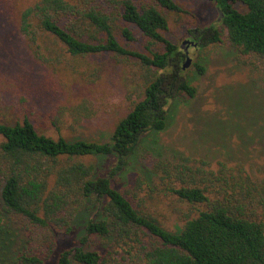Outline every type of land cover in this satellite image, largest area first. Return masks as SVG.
Returning a JSON list of instances; mask_svg holds the SVG:
<instances>
[{
    "label": "trees",
    "instance_id": "1",
    "mask_svg": "<svg viewBox=\"0 0 264 264\" xmlns=\"http://www.w3.org/2000/svg\"><path fill=\"white\" fill-rule=\"evenodd\" d=\"M210 1L218 24L190 30L192 46L223 40L264 60V0ZM182 11L174 0H33L22 8L19 30L40 63L109 53L117 63L134 59L141 84L106 141L54 139L27 118L0 122V264H264V179L240 163L213 170L202 159L170 157L161 140L183 97L196 95L185 52L164 35L167 12ZM120 21L146 38V52L118 41L117 33L136 39ZM72 113L75 121L89 115L84 101ZM157 186L191 207L175 231L134 198ZM13 216L47 233L44 249L21 243ZM60 236L73 244L52 263ZM98 237L121 262L91 248Z\"/></svg>",
    "mask_w": 264,
    "mask_h": 264
},
{
    "label": "rangeland",
    "instance_id": "2",
    "mask_svg": "<svg viewBox=\"0 0 264 264\" xmlns=\"http://www.w3.org/2000/svg\"><path fill=\"white\" fill-rule=\"evenodd\" d=\"M32 1L0 0V122L27 118L39 133L54 139L62 136L68 140L106 141L131 106L128 93L139 92L141 80L135 60L117 63L109 53L69 59L64 53L67 63L56 68L45 66L33 57L19 30L20 11ZM134 1L139 4L148 0ZM174 1L183 11L167 12L164 35L190 58L184 71L192 79L196 95L183 97L185 106L161 134L168 155L202 159L213 170L220 162L229 167L240 163L254 177L264 179V60L242 53L223 40L205 47H185L182 41L192 33L190 30L218 24L217 11L210 0ZM119 23L127 26L136 39L129 41L117 33L118 41L146 52V38L138 29ZM196 65L203 68L201 73ZM83 101L89 115L75 121L72 111ZM134 198L170 231L181 226L183 214L191 208L160 186L145 188ZM11 218L24 241L21 243H27L31 250L44 249L47 233L19 217ZM57 240L49 258L52 263L61 250L73 244L61 236ZM91 248L102 253L114 251L111 258L122 261L121 252H115L105 239L93 238Z\"/></svg>",
    "mask_w": 264,
    "mask_h": 264
},
{
    "label": "water",
    "instance_id": "3",
    "mask_svg": "<svg viewBox=\"0 0 264 264\" xmlns=\"http://www.w3.org/2000/svg\"><path fill=\"white\" fill-rule=\"evenodd\" d=\"M190 42L193 43V45H195L194 42L189 41L188 39L183 40L182 44L188 46ZM189 62H190V58L186 56L185 62L182 64V68L185 69L189 65Z\"/></svg>",
    "mask_w": 264,
    "mask_h": 264
},
{
    "label": "flooded vegetation",
    "instance_id": "4",
    "mask_svg": "<svg viewBox=\"0 0 264 264\" xmlns=\"http://www.w3.org/2000/svg\"><path fill=\"white\" fill-rule=\"evenodd\" d=\"M188 40H189V41H192V42H194V43H196L195 40H194L193 38H192V39H188ZM189 45H193V43L190 42ZM186 47H188V46H186Z\"/></svg>",
    "mask_w": 264,
    "mask_h": 264
}]
</instances>
